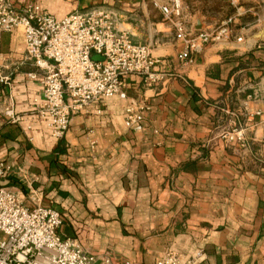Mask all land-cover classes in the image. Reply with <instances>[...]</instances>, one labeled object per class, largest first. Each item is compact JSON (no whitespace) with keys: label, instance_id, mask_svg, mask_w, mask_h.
Here are the masks:
<instances>
[{"label":"crops","instance_id":"0c3cea01","mask_svg":"<svg viewBox=\"0 0 264 264\" xmlns=\"http://www.w3.org/2000/svg\"><path fill=\"white\" fill-rule=\"evenodd\" d=\"M121 1L100 8L171 76L154 88L128 76L125 99L87 106L57 140L33 113L41 87L28 76L38 69L25 59L21 30L3 33L0 112L11 106L21 120L0 113L1 183L57 210L60 235L93 264H155L167 250L185 264H264V46L235 30L181 66L182 43L153 0ZM210 26L202 21L201 30ZM139 99L150 110L133 132L123 113ZM232 130L241 142L225 138Z\"/></svg>","mask_w":264,"mask_h":264},{"label":"built area","instance_id":"2783aa9c","mask_svg":"<svg viewBox=\"0 0 264 264\" xmlns=\"http://www.w3.org/2000/svg\"><path fill=\"white\" fill-rule=\"evenodd\" d=\"M153 6L182 43L176 55L181 66L192 64L207 45L233 37L231 18L216 28L196 30L181 0H153ZM18 29L25 59L38 69L37 74L28 75L39 77L41 87L40 95L32 100L33 113L57 140L64 136L71 117L87 106L112 97L125 99L128 76H139L145 88H154L171 76L147 45L134 43L128 32L117 28L116 16L108 9L74 10L56 17L35 0H0V41L3 33ZM93 55L101 59L94 60ZM149 110L144 99L126 106L125 129L142 131ZM0 113L6 122L21 120L11 106ZM225 138L229 142L243 139L236 130ZM94 144L89 141L90 149ZM7 174V163L0 157V264H93L94 256L77 240L60 235L59 212L42 205L34 195L25 197L3 185ZM116 262L105 257L100 264ZM155 264L185 263L181 254L167 250Z\"/></svg>","mask_w":264,"mask_h":264},{"label":"rangeland","instance_id":"374dc122","mask_svg":"<svg viewBox=\"0 0 264 264\" xmlns=\"http://www.w3.org/2000/svg\"><path fill=\"white\" fill-rule=\"evenodd\" d=\"M54 16H61L66 12L85 11L92 8L108 6L113 9L121 0H35ZM136 1L130 0L129 2ZM146 3L151 0H144ZM185 11L192 18L190 23L195 25V18L200 24L211 25L210 28L220 26L231 18L233 31L241 33L242 41L249 40L255 45L264 46V0H181ZM122 2V1H121ZM126 2V1H125ZM91 6V7H88ZM46 9V10H47ZM115 10V9H114Z\"/></svg>","mask_w":264,"mask_h":264},{"label":"water","instance_id":"95a60500","mask_svg":"<svg viewBox=\"0 0 264 264\" xmlns=\"http://www.w3.org/2000/svg\"><path fill=\"white\" fill-rule=\"evenodd\" d=\"M195 29H196V30H200V29H201V24H200L199 21H197V24H196V26H195ZM92 59H94V60H100L101 58H100L98 55H93V56H92Z\"/></svg>","mask_w":264,"mask_h":264}]
</instances>
